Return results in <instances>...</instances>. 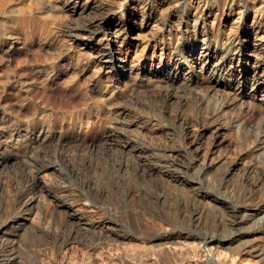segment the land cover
Returning a JSON list of instances; mask_svg holds the SVG:
<instances>
[{"label":"rangeland","instance_id":"374dc122","mask_svg":"<svg viewBox=\"0 0 264 264\" xmlns=\"http://www.w3.org/2000/svg\"><path fill=\"white\" fill-rule=\"evenodd\" d=\"M207 1L211 0H203L200 11L204 9L207 11ZM249 1L250 8L244 10L243 7L237 5L230 9V0H216L218 9L211 12L206 19V22L210 24V30L213 31L214 36L216 35L215 38H217L220 27L227 20L246 27L251 26L254 16L264 17V9L260 11L261 0ZM101 2L106 6L111 4L110 0H101ZM142 4L137 5L138 8L140 7L138 14L127 17V32L117 37L111 33L105 34L104 31L91 35L83 30L79 31L80 34L73 36L66 28L75 25L79 20H76V16L71 15L70 12L51 8L49 0H0V106L10 112L15 124L23 122L20 132L27 136L32 134L30 129L27 130L28 121L35 119L38 113L43 112L55 116L58 135L63 134L67 126L70 128V133L77 139L86 140L87 143L94 140L96 145L98 144L96 149L82 147L76 150L75 147L68 146L67 142L62 140L50 149L44 161L59 160L71 176L68 180L54 168L39 167L36 165L38 162L34 164L35 153L27 155L26 152L19 150L15 143L18 137L13 124L3 129L2 134L5 136L0 139V156L6 154L8 158L0 166V206L13 205L16 199V189L29 186L37 175L35 195L41 201L46 199L44 204L39 202L43 208L49 204L48 211L51 215L53 214L52 218L55 222L53 225L63 223L69 218L70 213H77L82 222L87 223L86 225L91 229L88 240H80V238L69 240L64 234L53 232H50V235L52 233L54 235L49 237L37 226H35L37 230H34L35 235L29 237L34 226L27 219H22V221L16 219L25 223L18 230V236L15 237V248L22 256L24 264H140L139 259L143 252L149 253V256L142 259L143 264H165V262L178 264L174 259L165 260L164 263L160 260L158 262L157 259H153L155 253H158L156 247H150V244L146 245L139 239L121 237L118 234L122 235L123 232L119 229L114 230L109 225L107 211L112 213L122 225L131 229L136 236L140 235L138 228L140 227L139 221L142 220L146 227L150 224L163 234L171 232V226L165 221L150 217L149 206L141 200L138 188L147 185L145 195L150 194L153 191V188L149 189L150 180L146 179V181L133 169L127 172L116 169L114 157L130 160L132 157L121 150H115L116 152L113 150L114 152L111 153L107 149L109 147L106 139H109L111 127L114 126L110 119L106 115L96 117L88 113V107L101 103L103 97H109L113 93L117 95L118 84L108 81V68L99 69L96 55L88 48H84L85 43L103 40L114 45L118 49L117 57L122 58L117 64H124L127 69L134 66L136 71H140V75L146 78L145 83L153 78L149 73L152 68L169 64L172 60L170 56L172 46H169L168 42L172 45L178 42L180 33L177 26L164 25L150 11L148 14L152 16L144 17ZM112 11L116 13V18L121 14L119 6H114ZM163 14H167L165 10L162 16ZM157 16L161 14L157 13ZM97 17L100 18V16ZM168 35L170 38H167ZM262 35H257L255 32L242 34L241 40L244 48L249 49L248 44L251 42L264 43ZM225 40L236 43L239 39H236L231 32ZM71 54L74 55L69 58ZM237 59H229L228 65L220 73L232 72L233 66L238 63ZM195 66H201V64L195 63ZM195 69L193 75L196 77L192 82L194 92L172 89L169 94L164 91L161 94L150 93L149 89H143L141 92L134 91L133 97L119 95L116 101L129 110L131 116L128 117L138 122L140 120L150 125H159L162 128L161 132L157 130L156 133L137 127L136 124L124 126L128 129L126 134L131 136L128 137L155 147L168 144L179 146L181 139L175 130L167 128L168 122L196 113L194 109H197L203 99L208 105L210 104L211 108L218 107L221 101L234 103L239 99V93L243 91V87L240 88L237 79L232 81L233 83L224 79L225 83L232 84L229 86L225 84L218 89L214 87L216 82L211 78L210 70L202 69L201 71L197 67ZM236 69L240 70V67L236 66ZM51 79L56 81L49 83ZM174 86L177 84L175 83ZM250 92V90L246 91V93ZM85 112L88 118L84 115ZM224 115L228 121L239 124L236 110L227 107ZM262 117L258 114L250 123L251 127L263 125L264 117ZM80 118L89 119L91 123H78ZM241 128L240 124L236 129ZM42 130L43 124L36 129V135L41 134ZM236 132L235 134L239 133ZM249 153V158H253V161L249 159V164L246 161L230 173L232 179L230 187L232 188L235 184L232 188L234 191L229 188L226 194L217 195L221 199L226 197L234 204L241 205L237 215L244 217L238 228L246 230L238 237L239 240L237 238L222 244L223 252L220 260L223 264H241L242 261L245 264L264 262V189L262 190L264 188V151H249ZM227 163L228 159L219 163H211L210 171L206 175L208 185L216 187L220 184V176L227 174ZM201 165L202 161L196 162L194 169L199 170ZM259 179L262 181L261 190L263 192L258 191L255 194L248 192L253 183L260 181ZM69 184L72 188L92 184L95 188L108 189L110 194L96 203L91 198H85L78 190L63 191ZM48 187L53 188V192L45 195ZM163 187L161 191L171 198L170 201L185 202L203 213L206 218L214 220L218 231L222 233L227 231L229 214L225 207L215 205V196L200 197L192 190L185 187H174L167 181L164 182ZM33 199L34 193H28L23 201L30 203ZM61 204L64 206H57ZM79 220L75 221L80 222ZM259 225L261 226L258 228ZM192 233L187 229L176 231L173 234L171 245L176 251L189 250L191 254L198 252L203 242L200 237L192 236ZM6 237L7 235H0V245ZM216 258H210L211 264H218ZM0 264H8V262L3 260Z\"/></svg>","mask_w":264,"mask_h":264},{"label":"bare ground","instance_id":"6f19581e","mask_svg":"<svg viewBox=\"0 0 264 264\" xmlns=\"http://www.w3.org/2000/svg\"><path fill=\"white\" fill-rule=\"evenodd\" d=\"M49 1L51 8L62 12H70L71 15L76 16V20H79L75 25L66 28L73 36L80 34L79 31L83 30L91 35L96 34L98 31H104L105 34L111 33L117 37L127 30V17H133L138 14L140 7L138 8L137 5L145 1L146 3L142 4L144 17L152 16L148 14V11H150L164 25L177 26L180 33V35L178 34V42L173 45L168 42L169 46H172L170 55L172 60L169 59V64L155 66L149 71L153 77L150 79V83L148 82L149 84L144 82L146 78L142 77L140 75L141 72L136 71L134 66L127 69L124 64H117L122 58L117 57L118 49L114 45L103 40L85 43L86 47L84 48H88L96 55L99 61V69L108 68V81L118 84L117 95L113 93L109 97H103L101 103L92 104L88 107V113H92L96 117L106 115L110 119L114 126L111 127L109 139H106L109 147L107 149L111 153L115 150H121V152H127L132 157L131 160L127 158L115 159L114 157L116 169L123 172L133 169L145 180H150L148 182L151 186L149 189L153 188L150 194L145 195L147 185L138 188L141 200L145 205L149 206L150 217H153V219L157 217L165 221L171 226V232L163 234L150 224L149 226L147 224V228L146 224L142 223V220L139 221L140 227L138 228L140 235L136 236L131 229L122 225L108 211L107 219L114 230L119 229L120 232H123L122 235L118 234L119 236L127 239H139L145 242L146 245L150 244V247H156L158 253H155L153 259H157L158 262L160 260L164 263L165 260L174 259L178 264H201V261L204 262L205 260L206 262H202V264H211L210 258L217 257L218 264H223L220 260V255L223 252L221 249L222 244L236 240L246 230L238 228L244 217L237 215L241 205L234 204L226 197L221 199L217 195H224L227 193L226 190H230L232 183L230 173L234 168L245 164L246 161L248 163L249 159H253L249 158V151H264V124L255 128L250 125L258 114L264 117V43L251 42L248 44L249 49H245L241 40L242 34H249L250 32H255L257 35L263 34L262 38H264V17H256L257 15L255 14L256 16L252 18L251 26L246 27L227 20L220 27L218 34L216 33L217 38H215L216 35L214 36L213 31L210 30V24L206 22V19L211 12L218 9L216 0L207 1V5L205 2L207 11L205 9L200 11L203 0H110L111 4L109 6H106L101 0ZM236 5L248 10L250 1L230 0V9ZM114 6H119L121 9V14L117 18L116 13L114 14V11H112ZM263 9L264 0H261L260 11ZM163 10L167 14L162 16ZM157 13L161 14V16H157ZM97 16H100V20ZM231 32L236 39H239L238 42H227L225 40V37ZM168 37L170 38V35ZM73 55L71 54L69 58ZM236 58H238V63L234 66L232 65V72L220 73L228 65L229 59L233 60ZM195 63H199L201 66H195ZM214 64L215 66H213ZM236 66L240 67V70H237ZM196 67L200 68L201 71L202 69L210 70L211 78L216 82L214 87L218 89L225 84L229 86L237 79L240 88L243 87V91L239 93V99L234 103L221 101L218 107L213 108L209 107L210 104L208 105L203 99L197 109H194L196 113H192L189 117H179V119L168 122L169 125L167 124L168 127H166L172 131L175 130V133L181 139L179 146L168 144L167 146L155 147L136 141L133 137L130 138L131 136L126 134L128 129L124 126L136 124L137 127L145 128L151 132H156L157 130L161 132L162 128L159 125H150L140 120L138 122V120L128 117L131 116L129 110L116 101L119 95L133 97L134 91L141 92L143 89H149L150 93L161 94L163 91L169 94L172 89H185L194 92L195 89L192 87V82L196 77L193 75ZM52 79L49 80V83L56 81ZM224 79L233 82L225 83ZM128 81L132 83L129 84ZM175 83L177 86H174ZM247 90L251 92L246 93ZM227 107H231L238 112L239 124H234L225 117L224 110ZM86 114L85 112L84 115L87 116ZM54 117L52 114L38 113L35 119L28 121L27 130L30 129L32 134L27 136L20 132L23 122L15 124L10 112L0 106V139L5 136L2 134L3 129L13 124L12 126L16 128V136L18 137L15 143H17L20 151L26 152L27 155L32 152L35 153L36 155L33 157L34 164L38 162L36 165H39V167L54 168L62 173L65 179L70 180V174L64 169L59 160L44 161L50 149H53L62 140H65L68 146L75 147L76 150L82 147L96 149L98 144L96 145L94 140L87 143L86 140L77 139L70 133V128L67 126L64 128V133L58 135V130H56L58 124H56ZM83 118L85 117L83 116ZM72 121L75 122L74 119ZM79 122L82 124L91 123L89 119L82 118H80ZM42 124V133L36 135V129ZM240 124L242 128L236 129ZM236 130H238V134H235ZM124 136L126 138H123ZM252 138H254L253 141L249 142ZM7 158L6 154L0 156V166L5 163ZM225 159H228L227 174H221L220 184L218 183L219 185L216 187L208 185L206 175L210 171L211 163H219ZM198 161H202V165L196 171L194 164ZM261 171L263 172V170ZM36 178L37 175H35L33 183L29 186L16 189V199L13 205L6 203L7 205L3 204L0 206V235H7L5 241L0 245V261L4 260L8 264H24L22 256L17 253L15 248V237L18 236V230L22 228L21 226L25 224L19 222L22 219L29 220L34 226L33 231H30L29 237L35 235L34 230H37L35 229V226H37L41 228L40 230H44L49 237L53 233H61L69 240L73 238L88 240L91 229L86 225L87 223L82 222L77 213H70L69 218L66 219L67 221L64 218L65 221L62 219L63 223L53 225L55 222H53V214L51 215L50 211H48L49 204H47L46 208H43L42 205H39V202L44 204L46 199L41 201L35 195ZM261 180L255 182V184L253 183V185L251 184L250 188L247 187L249 188L248 192L255 194L258 191H262L264 188L261 187ZM166 181L174 187H185L188 190H192L200 197L215 196V205L225 207L229 214L227 231H224V233L218 231L214 220L206 218L203 213H200L185 202L181 200L170 201L169 199L171 198L165 196L161 191ZM103 188H95L92 184H87L80 188H72L69 184L63 191L78 190L85 198H91L96 203H99L102 197H107L110 194L108 189ZM232 191L234 190L232 189ZM52 192L53 188L48 187L45 195H49ZM28 193H34V199L30 203L23 201ZM77 219H80V222H76L75 220ZM185 229L192 231V236L201 238L203 245L198 252L191 254L189 250L185 252L176 251L171 245L173 234L176 231ZM50 232L53 233L50 235ZM215 244L217 246L214 247ZM145 256H149V253L143 252L141 254L140 264H143L142 259H145ZM165 264L167 263L165 262ZM241 264H245L244 261Z\"/></svg>","mask_w":264,"mask_h":264}]
</instances>
